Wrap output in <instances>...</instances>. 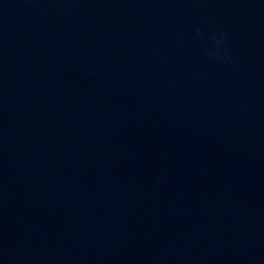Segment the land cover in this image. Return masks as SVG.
<instances>
[{
	"label": "water",
	"instance_id": "95a60500",
	"mask_svg": "<svg viewBox=\"0 0 264 264\" xmlns=\"http://www.w3.org/2000/svg\"><path fill=\"white\" fill-rule=\"evenodd\" d=\"M0 264H264V0H0Z\"/></svg>",
	"mask_w": 264,
	"mask_h": 264
},
{
	"label": "clouds",
	"instance_id": "9594fccd",
	"mask_svg": "<svg viewBox=\"0 0 264 264\" xmlns=\"http://www.w3.org/2000/svg\"><path fill=\"white\" fill-rule=\"evenodd\" d=\"M197 31H199V29H197ZM215 39H216L217 46H219L223 42V33H221L220 36Z\"/></svg>",
	"mask_w": 264,
	"mask_h": 264
}]
</instances>
